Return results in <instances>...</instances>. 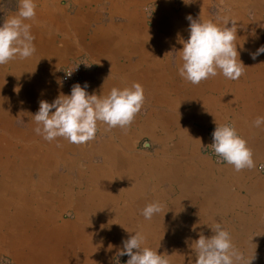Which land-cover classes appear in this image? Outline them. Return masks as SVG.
<instances>
[{"label":"crops","instance_id":"obj_1","mask_svg":"<svg viewBox=\"0 0 264 264\" xmlns=\"http://www.w3.org/2000/svg\"><path fill=\"white\" fill-rule=\"evenodd\" d=\"M34 2L36 17L26 23L35 53L0 65V264H113L136 231L170 264H195L192 244L213 234L214 221L246 261L264 264V124L253 126L264 117V53L251 55L264 46V0ZM18 4L0 0V24ZM189 15L236 22L244 75L218 72L199 85L179 76ZM81 56L92 66L84 72L89 95L136 82L144 104L126 131L98 122L85 144L46 141L32 116L41 100L70 95L58 68ZM228 121L252 150V169L237 172L203 155L207 129ZM42 160L85 169L58 174L65 180L47 205L42 176L25 166ZM157 201L163 210L145 220L141 210Z\"/></svg>","mask_w":264,"mask_h":264},{"label":"clouds","instance_id":"obj_2","mask_svg":"<svg viewBox=\"0 0 264 264\" xmlns=\"http://www.w3.org/2000/svg\"><path fill=\"white\" fill-rule=\"evenodd\" d=\"M36 7L34 0H19L16 13L0 24V65L16 58H30L35 53V37L31 34V24L26 21L35 19ZM186 19L189 21V36L186 41H180L182 64L178 74L181 78L199 85L217 76L218 72L229 80H237L244 75L245 67L239 59L235 43V21H231L232 26L228 27L230 20L227 18L217 17L222 23L193 19L191 15ZM261 53H264V46L251 54L252 59ZM87 88V83L83 87L77 83L72 86L70 95L60 94L51 103L41 100L37 113L32 116L36 124L34 132L49 142L62 137L69 143L85 144L95 139L98 122L106 125L105 131L117 127L126 131L145 100L144 89L136 82L123 89L113 87L105 96L89 95ZM262 124L264 117H257L253 122L257 128ZM212 139L210 148L232 165L235 171L255 167L252 150L238 135L234 125L216 124ZM162 210L163 205L157 201L148 203L140 214L145 220H151ZM210 229L213 233L210 237L201 233L192 244L195 264H251L254 257L246 261L244 254L234 245L229 231L220 223L214 221ZM145 242L146 237L142 231H136L122 241L123 250L119 255L129 257L126 264H170L169 255H158L156 250L142 246Z\"/></svg>","mask_w":264,"mask_h":264},{"label":"built area","instance_id":"obj_3","mask_svg":"<svg viewBox=\"0 0 264 264\" xmlns=\"http://www.w3.org/2000/svg\"><path fill=\"white\" fill-rule=\"evenodd\" d=\"M91 67L92 66L89 63V61L86 59V57L81 56V57L72 59L69 63H67L65 66L61 67L60 69V73H59L60 84L69 90H71L72 86L77 83H79L83 87V85L87 83L85 76H84V72L85 70ZM70 73L71 75L69 76L68 74ZM224 124H232V123L228 121ZM215 127L216 126H212L207 129L206 131L207 141L205 145L202 147V153L203 155L209 157L214 163L218 165H225L227 163L221 157L215 154L214 151L210 148L211 144L213 143L212 133ZM238 135L240 136L239 133ZM127 257L128 256L126 255L117 257L115 259L114 264H126Z\"/></svg>","mask_w":264,"mask_h":264},{"label":"rangeland","instance_id":"obj_4","mask_svg":"<svg viewBox=\"0 0 264 264\" xmlns=\"http://www.w3.org/2000/svg\"><path fill=\"white\" fill-rule=\"evenodd\" d=\"M60 69L61 68H58V78H59ZM62 87L65 90L71 92V90L65 88L64 86H62ZM22 166H23L22 164L21 165L10 164L9 168H10V170L17 171V170H19V167H22ZM25 166H26V172L28 174L39 173L40 176H42L41 177L43 179L42 180V183H43L42 188L44 190H46V192H47L42 197V199L45 201L44 202L45 205H47L46 200H48V198L52 195V193H49V192H53L54 190H56V188L59 186V184L65 180L64 179L65 177L62 179V177H59L58 174L61 175V173L73 172V171L81 172V171L85 170L83 168V165H81V164L80 165H78V164H67V163H64V164L61 163L60 164V163H55V162H51V161H47V160H42L41 162H29V163H26ZM90 167H92V170L97 169V167H95V166L90 165ZM259 170L264 172V165H260ZM50 177H54V178L51 179ZM56 178H59V179H56ZM115 259L113 260V264L115 262Z\"/></svg>","mask_w":264,"mask_h":264},{"label":"bare ground","instance_id":"obj_5","mask_svg":"<svg viewBox=\"0 0 264 264\" xmlns=\"http://www.w3.org/2000/svg\"><path fill=\"white\" fill-rule=\"evenodd\" d=\"M177 21H178V20H177ZM159 22H160V21H159ZM167 22H168V21H167ZM169 23H170V22H169ZM173 23H174V22H173ZM176 24H178V23H176ZM154 25H155V24H154ZM161 25H162V23H161ZM170 26H171V25H170ZM174 27H175V26H174ZM178 27H179V26H178ZM167 28H168V27H167ZM169 28H170V27H169ZM165 29H166V28H165ZM180 31H181V30H180ZM180 31H179V32H180ZM155 32H156V31H155ZM169 32H170V31H169ZM181 34H182V33H181ZM172 35H173V34H172ZM172 35H171V36H172ZM167 39H168V38H167ZM43 167H44V166H43ZM62 179H63V178H62ZM60 181H61V180H60ZM61 183H62V182H61ZM45 219H46V218H45ZM36 260H37V259H36Z\"/></svg>","mask_w":264,"mask_h":264}]
</instances>
